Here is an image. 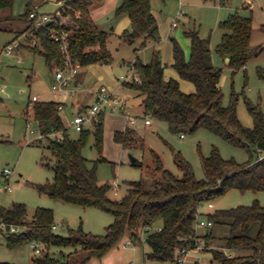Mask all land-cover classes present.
<instances>
[{
	"label": "trees",
	"instance_id": "trees-1",
	"mask_svg": "<svg viewBox=\"0 0 264 264\" xmlns=\"http://www.w3.org/2000/svg\"><path fill=\"white\" fill-rule=\"evenodd\" d=\"M93 1L64 0L65 6L55 11L57 20L43 26H38L36 18L30 17L32 9L28 7L22 15L30 18V24L19 34H26L20 46L43 55L49 70L53 71L64 66L65 55L51 31L64 30L69 32L72 57L83 67L92 63H112L115 58L108 46L111 33L101 29L94 20L91 13ZM14 3L15 0H0V22L11 18ZM115 13L117 16L127 14L131 19L130 28L121 34L126 42L132 44L142 39L135 49L134 73L123 84L143 96L145 118L166 123L173 133L206 128L234 145L248 148L250 156L245 162L226 159L214 146L210 155L202 156L205 177L198 178L191 163L180 152L175 154L183 176L165 168L160 155L151 149L157 161L151 185L144 180H132L122 198L112 199L108 196L111 183L99 182L96 166L89 167L82 152L91 131L81 130L79 138H72L57 102L35 101L32 105L34 118L40 133L48 137L49 148L56 157L53 166L55 179L38 184L39 191L56 200L110 212L114 220L100 235L80 226L78 229L69 228V234L65 236L54 232L52 208L39 206L33 217L28 218L27 205L23 202H14L10 207L0 205V221L22 228L19 232L5 233L9 248L33 241L43 245L32 264H86L94 257L103 256L126 233L133 241H140L142 230L149 231L154 225L158 228L146 236L149 246L146 258L172 264L178 259L179 248L194 247L198 242L201 236L196 228L198 212L204 202H212L232 188L254 192L264 190V112L261 103H254L243 89L242 92L233 90L229 105H224L223 68L213 63L210 38L201 36L197 29L185 31L192 40L189 60L183 47L173 38V67L182 78L195 84V90L185 92L178 79L166 78L159 50L153 51L152 59L147 63L139 56L138 51L148 42L161 39L151 0H123ZM220 27L223 34L216 50L229 58L228 65L233 73L264 50V45L252 44V16L235 11L220 22ZM257 73L264 79V66L259 65ZM240 95L244 96L254 119L252 127L245 126L238 116ZM104 121L105 113L93 130L99 151L103 148ZM58 132L62 135L52 136ZM114 139L126 147L145 146L144 138L131 127L116 130ZM133 163L143 166L138 159ZM158 172L159 176H156ZM206 215L213 221L230 220L231 228L221 249L210 247L211 227L203 235L206 239L204 250L209 248L207 251L212 253V264H264V203L256 199L249 205L216 209ZM255 223H258L257 232L249 234ZM53 245L72 249L64 258H59L50 253ZM230 251L236 254L230 257L227 254ZM0 264L15 263L0 261Z\"/></svg>",
	"mask_w": 264,
	"mask_h": 264
},
{
	"label": "rangeland",
	"instance_id": "rangeland-1",
	"mask_svg": "<svg viewBox=\"0 0 264 264\" xmlns=\"http://www.w3.org/2000/svg\"><path fill=\"white\" fill-rule=\"evenodd\" d=\"M29 1L15 0L11 12L12 17L0 22L2 27L0 30V52L5 44H8L30 24V18L22 15L28 10L26 2ZM122 1L103 0V7L97 14L98 24L103 30L111 33L108 46L117 58L113 61V65L104 63L94 67L100 68L101 66L103 74L99 73L93 76L90 89L99 88L104 84L111 92L117 91L119 96L125 97L126 104L124 106L126 109L122 110L118 106L106 107L102 151H99L96 145L94 128L90 126L85 128L91 132L82 149L83 155L88 159V166H96L100 183L118 182V192L116 193L111 186L108 196L112 199L122 198L127 193L132 180H144L148 186L151 185L154 178L153 169L157 164L151 149L160 155L165 168L170 169L178 176H183V170L176 161L175 152H180L184 159L191 163L198 178L205 177L202 156L210 155L214 146L218 147L221 155L226 159L234 158L238 162L247 161L250 156L248 148L234 145L206 128L183 132L184 137H181L180 132L173 133L164 122L153 121L152 125L145 123L143 96L135 89L126 87L123 84L126 79L122 77L130 72V65L137 53L135 49L140 46L142 39L131 44L121 37L122 33L118 35L112 27L120 18L116 15L113 7ZM151 3L161 25V29H159L161 39L157 42L161 44V58L163 57L166 61L172 58L173 38L183 47L186 57L190 58L191 46L185 31L199 30L201 36L210 38L213 63L223 68L221 86L224 92V105H229L233 90L242 92L244 89L246 95L254 103H261L264 112V79L260 78L257 73V67L264 66V50L258 56L250 59L236 73L232 72L226 58L216 50L223 34L220 22L235 11L245 16H252V44L254 46L264 45V0H151ZM58 7L57 0H47L39 5V10L54 13ZM174 21L177 22V26L172 24ZM155 44L156 42H148L139 50L143 62L151 61ZM13 50V54L4 52L0 54V73L4 77L0 80V87L6 88L3 100H0V108H2V114L9 117L7 121H0V137L5 138L0 141V205L10 207L14 202H23L27 205L28 218L33 217L39 206L52 208L54 210L53 228L56 234L66 236L69 234V228L78 229L80 226L85 231L103 234L106 226L114 220L110 212L56 200L48 194L41 193L37 187L38 184L54 181L53 166L56 157L49 148L48 137L42 136L40 133L32 106H29L28 113L26 110L29 98L34 94H39L40 100L53 97L50 91L52 75L43 55L31 52L22 46H17ZM17 54L21 56L22 61L17 60ZM170 67L169 64L168 68ZM80 71L89 72L88 65L82 67ZM80 94L79 91L73 99L76 100ZM68 102L69 104L64 105L61 109V115L70 136L79 138L81 131H78L72 123L77 112H72L69 107L72 106V100L69 99ZM237 113L245 126L252 127L254 125V119L248 111L243 95L239 96ZM126 114L134 117L136 122L131 123ZM127 127L134 128L144 138V147H126L114 139L115 130H125ZM60 133L58 132L57 136H61ZM52 136H56V134H52ZM131 155L142 161L143 166L134 164ZM47 163L48 165H46ZM5 169L11 170L7 176L4 172ZM156 176H159V172ZM256 199L264 203V190L254 192L232 188L212 200L214 207L210 208L209 202H204L201 208L203 210L211 209L213 212L216 209L249 205ZM200 218H208V216L204 214V217L200 216ZM229 221L228 219L214 221L211 226L213 238L210 241V247L223 248L224 238L231 233ZM157 228L158 225H154L149 231L143 229L141 234L147 236ZM196 228L201 235L198 242L205 246L206 239L203 235L207 231V227L197 224ZM257 230L258 223H255L248 233L255 234ZM128 234L126 233V235ZM38 246L43 247L41 243ZM71 249L69 246L53 245L50 248V253L55 257L64 258ZM207 250L209 248L201 251L192 250L188 255V264H212V253ZM227 254L232 257L236 253L230 251ZM35 255L39 254L32 246V242L11 249L7 245L6 237H0V261L32 264ZM200 256L201 258H199Z\"/></svg>",
	"mask_w": 264,
	"mask_h": 264
},
{
	"label": "crops",
	"instance_id": "crops-1",
	"mask_svg": "<svg viewBox=\"0 0 264 264\" xmlns=\"http://www.w3.org/2000/svg\"><path fill=\"white\" fill-rule=\"evenodd\" d=\"M44 1H47V0H30L29 1L30 3L26 2V8L30 7L32 9V11L34 10V11H37L38 13H46L44 11L39 10V5H41ZM62 3H64V0H57V4L59 5V7L62 5ZM117 6L118 5H115V7H113V8L116 10ZM102 7H103V0H94L93 4H92V8H91L92 16H93L94 20L96 21L97 25L100 28H101V26L97 22V14H99V12H100L99 10H101ZM51 13H53V12H49L47 14H51ZM153 13L155 14L154 11H153ZM155 16H156V14H155ZM119 17L120 18H119L118 22L115 23L114 25H112L113 29H115V32L118 35H120L125 29H127V27L131 23V19H130V17L127 14L120 15ZM157 20H158V17H157ZM174 22H176V21H174ZM174 22H172V24L177 26L178 25L177 22H176V24H174ZM158 24H159V29H161V25L159 23V20H158ZM0 27H1V25H0ZM0 30H2V29H0ZM25 36H26V34H22V35H19V36L17 35L8 44H10L12 42H15V41L21 42L25 38ZM20 37L22 39H19ZM188 38H189L190 46L192 47V40H191L190 37H188ZM151 42H153V41H151ZM8 44L4 45V47L2 48L0 54L2 52L6 53L5 52V48H6V46ZM155 45L156 46H155L154 50L157 49L160 52V50H161L160 49V46H161L160 42L159 43L156 42ZM171 52H172V58L169 61L164 60L163 57H162V61L165 64V76H166V78L167 79H169V78L178 79L179 82H180L181 89L183 91H185V92H191V91L195 90V84L192 81H190V80L182 78L180 76L179 72L173 67V62H174L173 48H172ZM13 53H14V50H13L12 53H7V54H13ZM112 53L114 55V58H115L114 61H115L117 57H116V55L114 54L113 51H112ZM185 55H186V53H185ZM139 56H140V52H139ZM186 58L188 60L190 59L188 57H186ZM17 60L19 62L22 61L21 56H19V54H17ZM226 60H227V62H229V59L226 58ZM144 62L147 63L149 61H144ZM113 63L114 62L109 63V64L113 65ZM99 64L101 65V64H104V63H92V64H89L88 65L89 72L88 71H86V72L80 71L79 74L76 77V80L73 82L72 85H73V87L76 88V90L71 95V97H69L66 100V102L64 103V105L67 106L69 104V102H68L69 99L72 100V102H73L72 106H69L72 112L76 111L78 113L79 111L84 110L87 106H90V105L95 103V101H96V91L98 90V87H96L94 89H90V87H91L90 85H92L91 81L94 78L93 76L98 75L99 73L103 74V70H101V66H100V68H94V67H96ZM169 64L171 65L170 68H168ZM129 70H130V72H128V73L134 72L132 63L130 65V69ZM50 72H51L50 74L52 75L50 77V80L53 83V81H54V70L50 71ZM87 74H88V76H87ZM2 79H4V77L1 74L0 80H2ZM100 86H105V85L102 84ZM51 89H52V84H51V88H50V91L52 93ZM79 91L81 93L80 96L76 100H74L73 98H74L75 94L78 93ZM113 92L117 94V91H113ZM4 94L1 95L0 100H3ZM34 95H38L39 96V94H34ZM52 95H53V93H52ZM32 97L29 98L26 113L29 112V106H32L33 103H34V101H32ZM39 100H40V96H39ZM43 100H56V98L53 95L52 98L43 99ZM124 109H126L125 106L122 108V110H124ZM60 112H61V110H60ZM126 116H127L128 120H130V115L126 114ZM8 119H9V117L6 116V115H3L2 114V108H0V121L1 122L4 121V120L7 121ZM153 121L157 122L155 120H153ZM152 124L153 123L147 124V125H152ZM4 139L5 138L0 137V141H3ZM135 158L137 159L136 156H135ZM210 208H212V207H210ZM208 212H212V210L211 209L210 210L201 209L200 216L204 217V214H207ZM159 226H160V224H159ZM207 228H209V227H207ZM148 250H149V246L146 243V236L141 234V240L140 241L139 240L138 241H133L132 238L130 237V234H128V235H126L125 238L123 237L121 239V241L117 245H115L112 248H110L103 256L94 257V258L90 259L86 264H169L167 262H159V261L148 260L146 258V252ZM187 264H188V261H187Z\"/></svg>",
	"mask_w": 264,
	"mask_h": 264
},
{
	"label": "built area",
	"instance_id": "built-area-1",
	"mask_svg": "<svg viewBox=\"0 0 264 264\" xmlns=\"http://www.w3.org/2000/svg\"><path fill=\"white\" fill-rule=\"evenodd\" d=\"M65 3H62L63 6ZM31 18H36V24L38 26H43L48 24L49 22H53L57 20V16L55 13L47 14V13H38L37 11H31L30 13ZM176 24V22H174ZM52 37L58 41L61 45V50L65 55V64L63 67H56L54 72V81L52 83V93L56 98L58 109L61 110L64 107V103L66 100L71 97V95L75 92L76 88L73 87V82L76 80L77 75L79 74L80 70L82 69V65L79 61L75 60L71 53H70V41H69V32L64 30L53 29L51 31ZM17 46H20L19 41L12 42L8 44L5 48L6 53H12L13 49ZM134 72L128 73L125 79L130 78ZM1 76V73H0ZM6 88L4 86L0 87V98L1 95L4 94ZM39 96L34 95L32 97V101H38ZM126 104L125 97L119 96L118 94L111 92L108 90L106 86H100L96 91V101L94 104L87 106L84 110L79 111L75 114L74 118L72 119V123L74 127L78 130H84L86 126H90L95 128L101 122V115L105 113V108L110 107H120L122 109ZM130 122L135 123L136 119L134 117H130ZM146 124L153 123V119L151 117L145 118ZM32 132H34L32 130ZM55 134V133H54ZM58 134V133H57ZM56 134V135H57ZM62 135V132L60 133ZM42 135V134H41ZM43 136V135H42ZM181 137H184V133H181ZM5 175L11 173L10 169L4 170ZM111 186L114 188L115 192L117 193L119 190L118 182L111 183ZM208 205L213 207V202H209ZM201 209L198 212V219L197 224L202 227H211L214 224V221L208 218H200ZM22 228L18 225L11 224L8 225L5 221H0V237H3L5 233L8 231L12 232H19ZM39 243L37 241L32 242V246L36 248V252L39 253L41 248L38 246ZM204 247L199 242L196 243L194 247L191 246H183L179 248V256L176 261L172 264H187L188 255L192 250L201 251L204 250ZM201 258V256L199 257ZM205 264V263H201ZM211 264V263H208Z\"/></svg>",
	"mask_w": 264,
	"mask_h": 264
},
{
	"label": "water",
	"instance_id": "water-1",
	"mask_svg": "<svg viewBox=\"0 0 264 264\" xmlns=\"http://www.w3.org/2000/svg\"><path fill=\"white\" fill-rule=\"evenodd\" d=\"M227 59H229V58H227ZM135 159H136L135 156H132V155H131V160H132V161H135Z\"/></svg>",
	"mask_w": 264,
	"mask_h": 264
}]
</instances>
